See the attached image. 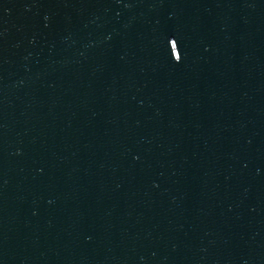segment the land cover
<instances>
[{"label":"water","instance_id":"1","mask_svg":"<svg viewBox=\"0 0 264 264\" xmlns=\"http://www.w3.org/2000/svg\"><path fill=\"white\" fill-rule=\"evenodd\" d=\"M0 264H264V0H0Z\"/></svg>","mask_w":264,"mask_h":264}]
</instances>
